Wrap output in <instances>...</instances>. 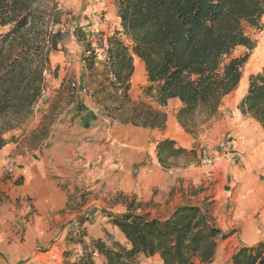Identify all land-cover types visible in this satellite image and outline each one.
Returning <instances> with one entry per match:
<instances>
[{
	"label": "trees",
	"instance_id": "obj_1",
	"mask_svg": "<svg viewBox=\"0 0 264 264\" xmlns=\"http://www.w3.org/2000/svg\"><path fill=\"white\" fill-rule=\"evenodd\" d=\"M42 3L0 0V27H7L0 34V149L7 143L5 134L32 114L46 76L55 74L51 50L69 40L66 33L50 30L51 8ZM114 6L120 30L105 39L104 81L92 92L106 115L135 126L164 124L165 113L146 102L129 109L136 57L146 73L145 96L161 106L177 98L181 106L176 120L186 133H196L201 123L217 117L223 98L238 87L248 58V53L234 56L233 51L238 46L249 51L255 47L247 30L262 29L264 0H114ZM86 51L90 75L95 73V50ZM237 109L264 130V66L249 76ZM180 155L196 157V152L175 148L169 139L156 145L163 167ZM109 216L126 244L107 245L98 239L85 245L79 233L69 240L81 244L83 251L68 264H94V251L105 257L106 264H138L139 258L155 255L162 264H210L218 240L227 237L200 205H177L168 217H149L131 206ZM229 264H264V241L240 246Z\"/></svg>",
	"mask_w": 264,
	"mask_h": 264
},
{
	"label": "crops",
	"instance_id": "obj_2",
	"mask_svg": "<svg viewBox=\"0 0 264 264\" xmlns=\"http://www.w3.org/2000/svg\"><path fill=\"white\" fill-rule=\"evenodd\" d=\"M96 45L97 48H93L97 50L93 87L85 86L84 70L75 77L69 69L63 74L46 76L48 93L51 89L55 99L67 93L71 95L67 106L71 113L64 126L59 127L60 121L44 124L41 115H35L27 127L25 122L8 132L11 134H5L7 143L0 149V264H68L74 261L81 255L83 247L69 240L77 235L75 230L72 231L73 222L79 223L85 245L98 239L107 245L112 241L126 244L123 233L111 222L110 216L89 224L81 216L86 207V192L90 191L91 196L103 190L111 193L122 190L128 195H137V201L143 200L141 192L152 190L157 184L156 177L162 175L156 145L169 139L174 141L175 148L187 149V134L181 127L182 130L174 127L173 115L167 109L171 100L178 108L181 102L171 98L161 106L145 96L146 73L139 69L136 74V57L130 80L131 102L141 86L140 94L149 100L146 103L165 113L164 124L161 127L135 126L113 121L104 113L103 106L92 92L104 81L102 71L107 63L105 38ZM69 79L78 87L70 90ZM82 87H86L88 93H82ZM54 105V102L50 107L42 105L46 111L40 109V112L47 115ZM34 114L33 109L27 120ZM261 139L254 140L247 134L239 136L232 140L229 148L235 151L221 153L217 161L223 179L218 188L221 194L215 199L233 203L242 198H251V201L262 198L258 185L250 184L254 170L264 171V138ZM237 156L241 162H235ZM7 164L12 170L3 176L2 170ZM167 183L164 181L163 184L167 186ZM171 205L166 206V209L170 208L164 217L174 210L175 205ZM125 212L120 210L117 214ZM20 227L21 233H18ZM142 258L138 264H143ZM93 261L94 264H106L105 257L97 251L93 253Z\"/></svg>",
	"mask_w": 264,
	"mask_h": 264
},
{
	"label": "rangeland",
	"instance_id": "obj_3",
	"mask_svg": "<svg viewBox=\"0 0 264 264\" xmlns=\"http://www.w3.org/2000/svg\"><path fill=\"white\" fill-rule=\"evenodd\" d=\"M42 5L51 8L50 30L53 32L60 30L69 36V40L65 44H57V47L51 50L52 70H55V74L58 75L69 69L70 71H68L74 77L76 73H82L84 70L85 86L93 87L96 80L92 76H95V73L86 75L88 69L86 67L87 61L84 58L90 54L86 51L87 49L92 51L93 48H97L96 43L99 40L106 39L107 36L120 30L114 0H43ZM262 23L261 30L253 28L247 30L256 42L252 50L249 51L243 46H238L233 51L234 56L248 53V58L242 68V78L238 87L223 98L219 115L201 123L196 133L189 134L184 131L188 138L186 148L195 150L196 157L180 155L170 160L167 167L161 165L163 167L160 169L162 175L156 177L158 179L157 184L152 190L141 192V195L143 194L145 198L143 200L137 201V195H128L122 190L114 193L103 190L99 194L96 192L91 196L90 191L86 192L88 194L86 196V207L81 216L86 219L88 224L99 218L109 217V214H117L120 210L127 211L129 206L135 212L148 214L149 217H164L170 208L166 209V206L170 203H172L171 206L175 205V207L180 204H194L206 207L215 217L217 226L227 233L226 238L218 240L216 255L210 264H229L231 255L240 246H250L264 241L263 170L261 172H255L254 170V178L250 180V184L258 185V190L262 191V198L253 201H251V198L248 200L242 198L233 203H224V199L214 198L216 195L221 194V190L218 192V188L221 187L223 175L218 171L220 162L217 161L221 153L227 154L230 151H235V149L229 148L232 147V140L239 138V136L243 137L247 134L249 138H254V140L264 138V132L259 125L251 118L242 116L237 109V104L246 93L249 76L260 71L264 66L263 19ZM5 30H7V27H0V34ZM87 45L90 47L87 48ZM96 58L97 55L95 54L93 59L94 68L97 67L95 65ZM71 82L75 81L69 79L68 86L70 90ZM140 92H142L141 86L137 88V95H133L129 109L135 107L138 102H149ZM69 96L71 95L67 93V95L55 99L50 89L49 93L47 92L44 98L41 99V102L36 104L37 107L34 106L35 114L28 120L26 118L23 123L26 122L25 126L27 127V124L33 120L35 115H41L40 119H44V124L60 121L59 127L64 126V122L68 121L71 113V110L67 109L71 101ZM52 99L53 101H51ZM51 102H54L55 105L51 111H48ZM42 105L48 106L47 115L40 112V109L46 111ZM167 109L173 115L174 127L180 128L176 120L178 107L173 100L168 103ZM125 112L123 111V113ZM104 113L106 114V110H104ZM180 130L182 129L180 128ZM41 133L43 132L41 131ZM182 143L184 144L185 141H182ZM221 144L224 145L221 146ZM235 162H241L239 156H237ZM169 170L171 172H168ZM2 173L3 176L9 174L5 167ZM133 175L135 177L136 174ZM229 180L230 178L227 176L226 181L229 182ZM164 181L168 182L167 186L163 184ZM162 205L164 207L161 208ZM73 223L75 225L71 224L72 227L74 225L72 231L75 230L76 234L81 233L79 223ZM21 229L20 227L17 230L18 233H21ZM142 261L143 264H162L159 257L156 259L143 257Z\"/></svg>",
	"mask_w": 264,
	"mask_h": 264
},
{
	"label": "built area",
	"instance_id": "obj_4",
	"mask_svg": "<svg viewBox=\"0 0 264 264\" xmlns=\"http://www.w3.org/2000/svg\"><path fill=\"white\" fill-rule=\"evenodd\" d=\"M70 85H71V88H73V89H75V88L78 87L77 84H76L75 82H72ZM80 91H81L82 93H88V90H87L86 87H82V88H80ZM47 92H48V89H47V87H46V85H45V87H44V89H43V91H42V94H41V96H40L38 102L41 101V99L44 98V96H45V94H46ZM223 145H224V144H221V146H223ZM5 169H6L8 172H11V170H12V166L9 165V164H7V165L5 166Z\"/></svg>",
	"mask_w": 264,
	"mask_h": 264
},
{
	"label": "bare ground",
	"instance_id": "obj_5",
	"mask_svg": "<svg viewBox=\"0 0 264 264\" xmlns=\"http://www.w3.org/2000/svg\"><path fill=\"white\" fill-rule=\"evenodd\" d=\"M262 19L264 21V15H263ZM135 66H136V72H138V70L140 69L145 73L143 63L141 62L140 59H136Z\"/></svg>",
	"mask_w": 264,
	"mask_h": 264
}]
</instances>
